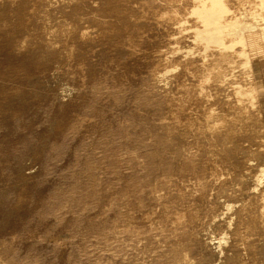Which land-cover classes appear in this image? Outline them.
<instances>
[{
	"label": "rangeland",
	"instance_id": "rangeland-1",
	"mask_svg": "<svg viewBox=\"0 0 264 264\" xmlns=\"http://www.w3.org/2000/svg\"><path fill=\"white\" fill-rule=\"evenodd\" d=\"M184 1L173 0L172 5L179 8ZM243 1V6L231 7L224 0H189L188 14L170 11L159 16L155 26L165 42L161 48L167 43L170 53H178L183 45L203 40L202 32L210 28L217 38L204 40L207 50L245 46L252 56L263 38L257 22L264 14V0ZM58 9L59 16L71 10L63 1ZM251 20L252 37L245 40L244 26ZM230 24L236 32L222 34ZM43 39L48 42L49 37H36V46H43ZM27 45L22 41L20 49ZM204 57L197 49L185 55L193 62ZM260 61L263 84L255 86L257 95L248 97L254 110L261 101L264 116V53ZM209 65L215 61L189 70L196 83L183 84L176 92L162 86L161 106L182 109L181 115L162 118L168 126L164 131L131 112L127 85L91 77L72 61L28 66L0 53L4 264H264V221L237 227V201L244 196L229 201L227 190L216 186L229 177L221 166L217 173L212 169L215 135L188 132L204 123L202 115L191 111L201 100L224 108L208 90L204 71ZM152 76L159 79L163 74L154 71ZM34 89L43 96L41 102L30 97ZM70 110L80 126L92 130L58 134L60 119ZM41 129L46 130L44 136ZM50 137L54 143H48ZM254 182L253 190L261 186L264 194V167ZM257 200L264 215V195ZM243 231L254 235L239 234ZM236 236L242 238L237 245ZM235 247L242 257L229 259L235 257Z\"/></svg>",
	"mask_w": 264,
	"mask_h": 264
},
{
	"label": "bare ground",
	"instance_id": "bare-ground-1",
	"mask_svg": "<svg viewBox=\"0 0 264 264\" xmlns=\"http://www.w3.org/2000/svg\"><path fill=\"white\" fill-rule=\"evenodd\" d=\"M38 1L0 0V53L28 66L72 61L91 77L127 85L130 88L131 112L139 114L146 120L145 124L153 128L162 127L167 131L168 126L162 124V118L182 113L179 107L161 106L164 100L160 93L162 86L168 92H176L183 84L196 83L187 72L201 62L206 66L212 60L215 61V65H209L210 68L206 70V67L204 72L208 74V90L215 94V101L219 100L224 108L216 109L207 98L201 100L191 111L202 115L204 123L202 127L188 132L215 135L213 144L216 151L212 169L217 173L221 166L225 176L229 177L216 186L227 190L229 201L233 202L231 197L234 195L244 196L237 201V227H254L255 223L264 221L262 201L259 203L257 200L259 195H264L260 193L262 187L260 191L253 190L256 188L254 176L264 167L263 108L260 101L259 107L254 110L248 97L250 93L257 95L255 86L263 84L262 71L257 66H262L260 54L264 53V14L257 22L263 38L261 44L255 46L252 56L245 46L237 50L231 46L224 49L211 46L207 50L204 40L212 43L217 38L210 28L202 32L203 40L189 42L178 53L172 54L167 43L163 49L165 42L155 21L170 11L188 14L191 7L189 0H185L179 8L173 7V0H49V6H37ZM60 1L71 9L64 16H59ZM224 1L231 7L245 4L243 0ZM254 22L251 20L248 26H244L245 40L252 37L251 25ZM235 32L232 24L221 31L230 36ZM40 35L48 36V42L43 39L44 45L36 46L34 40ZM22 41L28 43L24 49H20ZM190 49L204 52L205 57L196 62L186 60L185 55ZM250 59L255 61L250 63ZM234 64L237 65L236 69H233ZM251 66H254L253 69ZM154 71L161 72L163 76L153 78ZM29 95L36 102L43 99L38 89L30 91ZM80 125L73 110H70L61 117L58 134L71 130L86 134L92 130V126ZM177 129L185 132L184 127ZM40 133L44 136L46 130L41 129ZM55 140L50 137L48 143H54ZM68 158L72 162V155ZM3 166L4 161L0 159V174ZM248 169H252L251 174L246 173ZM239 234L252 235L253 231ZM241 239L236 236L235 245ZM244 239L251 241L248 236H244ZM4 244L0 237V264L5 261ZM233 250L235 257L230 255L229 259H240L241 251L237 247Z\"/></svg>",
	"mask_w": 264,
	"mask_h": 264
}]
</instances>
